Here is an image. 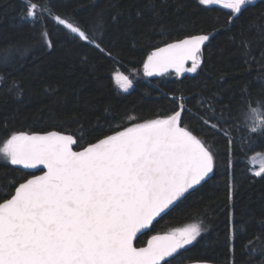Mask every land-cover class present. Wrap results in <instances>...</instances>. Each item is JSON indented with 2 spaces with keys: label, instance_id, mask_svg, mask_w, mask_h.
<instances>
[{
  "label": "snow or ice",
  "instance_id": "snow-or-ice-1",
  "mask_svg": "<svg viewBox=\"0 0 264 264\" xmlns=\"http://www.w3.org/2000/svg\"><path fill=\"white\" fill-rule=\"evenodd\" d=\"M20 2L19 19L38 31L49 51L55 47L48 31L52 28L58 38L83 50L80 63L92 71L97 65L90 63L87 52L97 61L119 63L123 53L135 51L153 28H168L163 14L170 0H131L128 8L110 5L90 18L58 11L53 16L58 0ZM192 3L195 8L220 5L230 10L228 30L238 32L228 43L249 70L248 79L239 81L235 90L217 88L208 100H201L205 110L197 117L203 126L199 133L185 122L186 116L195 115L187 101L176 96L171 98L175 104L171 114L154 119L129 115L117 130L99 136L94 134L104 129L100 121L108 123L105 115H111V105L101 110L97 127L82 124L78 133L7 131L0 139V159L13 168L0 173L6 185L0 193V264H185L187 250L208 232L206 226L197 223L152 235L144 247L136 246L138 234H147L162 213L184 203L221 170L230 173L234 149L247 146L251 151L254 142L264 138V111L255 106L264 101L252 100L254 89L264 91V13L244 24L256 0ZM171 4L177 11L187 6L181 0ZM216 35L215 31L186 35L157 47L143 61V75L163 76L174 70L183 76L203 70L205 53L215 46ZM112 79L124 93L133 88V80L118 69ZM13 90L17 99L23 95L15 82L8 89ZM234 106L242 119L234 118ZM0 126L6 127V121ZM259 155L264 157V151ZM40 166L47 169L43 175L28 173L19 180L14 175L17 167ZM253 175L264 183V163ZM228 189L231 205L237 192L234 177ZM235 217L230 207L226 239L232 253L239 227Z\"/></svg>",
  "mask_w": 264,
  "mask_h": 264
},
{
  "label": "trees",
  "instance_id": "trees-1",
  "mask_svg": "<svg viewBox=\"0 0 264 264\" xmlns=\"http://www.w3.org/2000/svg\"><path fill=\"white\" fill-rule=\"evenodd\" d=\"M181 2L187 6L177 11L170 0V6L163 14L167 29L161 31L160 25L153 28L148 36L141 39L135 51L123 53L119 63L97 61L92 52H87L90 63L97 65V70L92 71L80 63L83 50L73 48L62 37L58 38L52 28L48 31L55 47L49 51L38 31L19 19L20 0H0V76L4 78V84L0 85L3 89L0 91V122L6 121V127L0 126V139L5 138L9 130L30 134L48 131L72 134L78 133L82 124L95 128L101 110L111 105V115H105L108 123L100 121L105 125L104 129L94 134L99 136L117 130V126L124 123L129 115L154 119L171 114L175 108L171 99L173 96L187 101V106L195 115L186 116L185 122L194 132H201L203 126L197 118L205 110L201 107V100H208L217 88L235 90L239 81L248 79L249 70L228 43V38L238 32L236 28L228 30L230 10L220 5L195 8L192 0ZM130 3L131 0H58L52 14L54 16L58 11L70 17L75 13L80 18H90L110 5L123 9L128 8ZM261 13H264V3L256 0V4L250 6V11L245 14L243 23L260 17ZM212 31L217 33L215 46L205 53L203 70L198 69L195 74L186 73L182 79L174 70L163 76L143 75V61L157 47L186 35L210 34ZM114 69L133 80V89L128 94L118 91L112 79ZM13 82L24 90L19 99L14 90L8 91ZM257 99L264 101V91L258 88L252 92V100ZM255 106L264 111V104ZM231 111L234 118L242 119L235 106ZM224 147L221 142V153ZM262 151L264 138L257 139L251 151L247 146L234 149L231 172H218L213 181L157 221L150 232L139 238L137 246H144L152 235L200 223L208 228V232L196 245L189 247L185 264L200 260L214 264H231V260L235 264H264L261 256L264 253V183L250 171L252 157ZM10 168L13 166L0 159V173ZM28 173L17 167L14 175L19 180ZM233 177L237 192L229 205L228 186ZM4 191L6 185L0 181V193ZM230 207L234 208L239 224L234 253L229 252L226 239Z\"/></svg>",
  "mask_w": 264,
  "mask_h": 264
},
{
  "label": "water",
  "instance_id": "water-1",
  "mask_svg": "<svg viewBox=\"0 0 264 264\" xmlns=\"http://www.w3.org/2000/svg\"><path fill=\"white\" fill-rule=\"evenodd\" d=\"M186 66H188V67H190L191 66V62L189 61L188 62V64L186 65ZM186 73H184V75H185ZM183 75V76H184ZM183 76H179V78L180 79H182V77ZM32 134H45V133H32ZM66 134V133H65ZM23 169V168H22ZM41 169H43V170H41ZM25 171H27V172H29V173H35L36 175H43L44 174V172H46L47 171V169L46 168H43V166H40V168H37V169H24ZM176 206H173V208H175ZM171 211V210H170ZM170 211H168L167 213H169ZM166 213V214H167ZM166 214H161V216L160 217H158L157 218V220L156 221H154V225H155V223L157 222V221H159L162 217H164ZM152 229H150V230H146V233H148V232H150ZM143 235H145V233H140V234H138V236H137V240L135 241V243H136V246H137V241L139 240V238L141 237V236H143ZM155 235H157V234H155ZM159 235H164V234H159ZM152 237V236H151ZM151 237L149 238V239H151ZM148 239V240H149ZM144 246H147V242H146V244L144 245ZM144 246H140V247H144ZM187 264H197V262H190V263H187ZM209 264H214V263H209Z\"/></svg>",
  "mask_w": 264,
  "mask_h": 264
},
{
  "label": "rangeland",
  "instance_id": "rangeland-1",
  "mask_svg": "<svg viewBox=\"0 0 264 264\" xmlns=\"http://www.w3.org/2000/svg\"><path fill=\"white\" fill-rule=\"evenodd\" d=\"M115 84H116V83H115ZM116 87H117L118 91H119L120 93H122V94H128V93L131 92L132 89H133V88L130 89L128 93H124V92L119 88L118 85H116ZM262 163H264V157H261L259 154H256L255 156H253L252 159H251V169H250L251 173L253 174L255 171L259 170V167H260V165H261ZM187 227H188V226H187Z\"/></svg>",
  "mask_w": 264,
  "mask_h": 264
},
{
  "label": "flooded vegetation",
  "instance_id": "flooded-vegetation-1",
  "mask_svg": "<svg viewBox=\"0 0 264 264\" xmlns=\"http://www.w3.org/2000/svg\"><path fill=\"white\" fill-rule=\"evenodd\" d=\"M147 241H148V240H147ZM147 241H146V242H147ZM145 244H146V243H145Z\"/></svg>",
  "mask_w": 264,
  "mask_h": 264
}]
</instances>
